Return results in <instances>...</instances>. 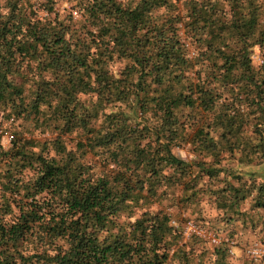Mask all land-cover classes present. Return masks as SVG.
Segmentation results:
<instances>
[{"label": "trees", "instance_id": "trees-1", "mask_svg": "<svg viewBox=\"0 0 264 264\" xmlns=\"http://www.w3.org/2000/svg\"><path fill=\"white\" fill-rule=\"evenodd\" d=\"M0 128V264H233L183 224L264 245V0H0Z\"/></svg>", "mask_w": 264, "mask_h": 264}, {"label": "built area", "instance_id": "built-area-1", "mask_svg": "<svg viewBox=\"0 0 264 264\" xmlns=\"http://www.w3.org/2000/svg\"><path fill=\"white\" fill-rule=\"evenodd\" d=\"M255 59L260 61L259 56H255ZM3 135L4 143L6 146H8L12 135L8 131L4 132ZM191 234L203 237L210 245H218L222 242H226L229 247V251H231V248L235 244L233 239L227 238L228 236L226 237L225 235H220L213 230L205 228L192 219H187L183 224V235L186 239ZM245 254L252 260L264 262V245L262 241L258 237H253L245 249Z\"/></svg>", "mask_w": 264, "mask_h": 264}, {"label": "rangeland", "instance_id": "rangeland-1", "mask_svg": "<svg viewBox=\"0 0 264 264\" xmlns=\"http://www.w3.org/2000/svg\"><path fill=\"white\" fill-rule=\"evenodd\" d=\"M243 169L244 171H255L256 173L263 175L264 174V161L258 165L243 166ZM226 232L227 231L224 230V231H221L219 234L225 235L227 237ZM251 239L247 243H238L237 239H235L236 241L234 240V242H237V243H235L233 247L231 248V251H229L230 260L233 264H253V263L264 264V262L252 260L245 254V249L248 243L251 241Z\"/></svg>", "mask_w": 264, "mask_h": 264}, {"label": "crops", "instance_id": "crops-1", "mask_svg": "<svg viewBox=\"0 0 264 264\" xmlns=\"http://www.w3.org/2000/svg\"><path fill=\"white\" fill-rule=\"evenodd\" d=\"M249 203H246L245 205H244V209L245 210H248L249 209V207H250V205H251V201H248ZM254 210H248L246 213H252ZM249 217H252V215L251 214H249ZM248 216H246L245 218H241L242 219V222L244 223V224H242L241 222H240V225L241 226H244V227H242V228H240L238 225L237 226H234L233 224H229V228L227 227V226H225V225H223L222 223H220L219 224V226H220V228H222L223 230H226V231H228V230H230V228L232 227L233 229V231L235 232V238L237 239V242H241V243H247L251 238H253V237H259V239H261L260 237H261V235H260V233L257 231L258 229H257V227H256V231L255 232H252L250 229H251V227H249V226H247L248 225V223H247V221H246V219L247 218H249Z\"/></svg>", "mask_w": 264, "mask_h": 264}]
</instances>
